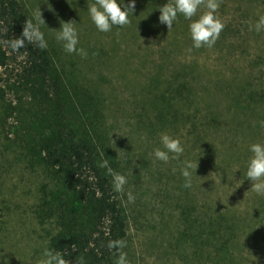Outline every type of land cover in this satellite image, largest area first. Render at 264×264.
<instances>
[{"label": "rangeland", "instance_id": "rangeland-1", "mask_svg": "<svg viewBox=\"0 0 264 264\" xmlns=\"http://www.w3.org/2000/svg\"><path fill=\"white\" fill-rule=\"evenodd\" d=\"M19 1L34 22V14L40 9L45 21L41 31L57 67L64 68L71 80L90 88L98 98L106 101L101 113L102 123L98 113L90 115L92 118L98 115V121L106 128L105 143L113 148L120 162L119 172L128 178L123 192L128 212V235L121 251L126 253L129 264H211L210 258L201 260L198 257L199 243L195 244L182 234L181 212L184 208L192 205L195 208L193 215H197L201 204L217 199L225 208L244 210L252 196L264 198V195L250 191L251 181L243 174L246 167L240 163L230 161L231 167L223 174L215 167V158L211 159L213 154L207 147L193 146L191 138L193 141L194 134H189V130L175 132L162 128L157 119L158 112L142 110L141 101L146 95L144 92L137 95L135 87L139 80L146 78L150 69H154L156 62L163 60L174 66L197 61L200 70L225 72L228 76L238 69L240 74L252 79L257 77L255 84H261L264 31L259 36L249 27H241L243 22L248 26L255 23L254 17H242L238 5L257 6V14L262 15L264 0H219L217 12L224 28L218 39L224 36L223 44L215 42L211 48L203 46L191 51L192 41L185 26L189 21L178 14L169 31L158 20L160 12L150 13L146 8L152 0H141V7L133 11V15L137 13L148 19L145 24L137 25L136 21L130 20L128 25L113 27L108 32L97 31L89 19L87 4L93 0ZM204 11L206 9L201 5L193 19ZM63 21L77 23L78 47L87 52L86 56L66 53L62 43L56 40V32ZM171 38L186 41L174 49L169 45ZM2 48L0 44V54ZM144 56L149 60L148 66L138 68ZM258 56L263 59L255 62ZM15 68L13 58L0 59V89L4 95L3 101L0 100V264H38L44 250L51 249L52 238L58 230L56 205L51 196L56 187L43 172L39 159L40 133L45 130V122L41 119L37 124L39 113L29 93L13 87ZM141 71H144L143 75L137 74ZM259 72H263V77L257 76ZM148 100H151L150 95ZM262 130L261 137H243L241 133L233 136L237 141L243 140V146L247 147L253 142H264ZM163 132L181 139L184 152L179 159L170 158L165 163L152 156L153 149L160 146L159 136ZM215 144L219 146L220 142L215 141ZM248 158L243 160L245 166ZM185 159L198 160L197 175L193 173L191 188L183 186L184 178L179 171L181 161ZM45 186L47 190L43 191ZM129 191L135 196L132 203L127 201L125 194ZM254 202L258 204L257 198ZM262 242L258 241L259 252L253 253L256 264L264 260ZM206 248L209 252L210 247Z\"/></svg>", "mask_w": 264, "mask_h": 264}, {"label": "trees", "instance_id": "trees-1", "mask_svg": "<svg viewBox=\"0 0 264 264\" xmlns=\"http://www.w3.org/2000/svg\"><path fill=\"white\" fill-rule=\"evenodd\" d=\"M165 3L152 0L146 8L158 14L159 7ZM141 4V0H136L135 9ZM256 7L238 5V10L245 19L254 17L256 23L260 16ZM26 20L32 19L19 0H0V44L3 47L0 59H14L13 87L29 93L39 113L37 124L41 119L45 122V130L40 133L39 159L43 172L55 182L51 196L56 205L58 229L52 238L51 250L65 255L69 264H75L76 257H83L85 264H114L117 249H109L108 242H124L129 222L123 193L113 191L111 176L100 167L101 161L107 160L109 166L119 172L120 165L113 148L105 143L106 128L100 124L106 101L90 88L71 80L64 68H58L48 47L41 50L27 42L21 49L10 47V41L21 36ZM130 20L137 25L148 21L137 13ZM185 23L188 27L189 22ZM240 26L249 27L245 22ZM252 31L262 36V31L259 34ZM223 38L216 40L217 45L223 44ZM170 40L169 45L174 49L186 41ZM263 57L258 56L255 62ZM148 61L144 56L137 67L148 66ZM199 68L197 61L175 66L167 60L156 62L154 69L147 72V80L137 79L135 92L139 96L143 92L146 95L141 101L142 110L158 112L162 128L175 132L189 130V134H194L193 146L207 147L213 154L211 159L215 158V167L223 174L231 167L230 161L246 167L243 160L250 154L248 146H243V140L237 141L233 135L261 137L263 72L257 75L263 77L261 84H255L257 77L252 79L240 74L238 69L228 76L225 72ZM137 74L143 75L144 71ZM3 97L0 89V100ZM94 112L99 114L100 122L98 115L93 118L90 115ZM46 190L47 186L43 188ZM254 198L258 200L257 205ZM219 203L217 199L205 201L197 215H193L195 208L187 205L181 212L182 234L199 243L196 250L201 260L207 257L211 264H256L253 253L259 252V240L264 243V198L252 196L244 210L225 208ZM206 246L210 247L209 252ZM259 264H264V260Z\"/></svg>", "mask_w": 264, "mask_h": 264}, {"label": "clouds", "instance_id": "clouds-1", "mask_svg": "<svg viewBox=\"0 0 264 264\" xmlns=\"http://www.w3.org/2000/svg\"><path fill=\"white\" fill-rule=\"evenodd\" d=\"M135 4L136 0H93V2L87 4L86 10L97 31L108 32L113 27H124L131 22L130 17L133 16ZM201 5L206 11L201 13L196 19H193ZM218 7L219 0H167L163 6L159 7L160 15L158 20L170 31L177 20L178 14L182 15L185 20L189 21L188 30L192 41L189 51L193 48L199 49L202 46L211 48L224 28V22L217 12ZM34 16L36 22L26 20L21 36L10 41V47L13 50L21 49L26 42L35 44L41 50L47 48V41L41 31V25H44L45 21L42 18L40 9L35 12ZM76 25L75 21L61 22V27L56 32V40L62 43L63 50L66 53H76L84 57L87 52L83 48L78 47L79 32ZM249 28L256 32L264 31V14L258 17L254 26L249 25ZM259 125L264 128V121H260ZM159 143L160 146L152 151V156L155 160L166 163L170 158L179 159L184 152L181 139L167 132L160 134ZM248 151L251 155L246 162V170L243 174L251 181L250 191L257 195H264V142L250 143ZM100 167L105 168L107 174L111 176L113 191L123 193L124 186L128 183L127 176L114 171L107 160H102ZM197 167L198 160L185 159L181 161L179 171L184 178L183 186L185 188H191L192 176L194 172L196 174ZM125 194L129 203L134 202L135 196L131 191ZM123 246L124 243L121 240H110L108 242L107 247L109 249H117L114 264H129L126 253L119 251ZM38 264H69V261L65 259V255L61 252L45 249ZM75 264H85L84 258L76 257Z\"/></svg>", "mask_w": 264, "mask_h": 264}]
</instances>
